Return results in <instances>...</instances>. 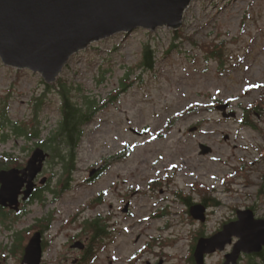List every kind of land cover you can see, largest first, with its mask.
Here are the masks:
<instances>
[{
    "label": "rangeland",
    "instance_id": "obj_1",
    "mask_svg": "<svg viewBox=\"0 0 264 264\" xmlns=\"http://www.w3.org/2000/svg\"><path fill=\"white\" fill-rule=\"evenodd\" d=\"M179 32L184 35L138 29L94 43L72 57L52 85L0 60V160L8 154L24 167L37 147L44 149L51 190L44 194L48 207L30 205L29 215L3 224L14 232L0 229L3 264H21V255L11 253L12 238L49 211L57 212V221L48 241L58 239L48 263L69 251L66 232H80L72 224L53 237L68 218L85 222L100 214L105 226L96 264H193L198 240L235 221L237 211L251 209L264 219V136L242 123L246 109L264 96V0L195 1ZM224 42L221 65L204 46ZM146 45L155 52L154 70L142 67ZM59 80L91 115L70 177L48 143L62 120ZM223 104L235 118L223 117L217 110ZM258 121L264 128V117ZM15 124L38 137L14 136ZM6 131L11 135L4 141ZM201 144L213 152L200 155ZM105 163L108 171L90 179ZM187 202L207 203L205 223L192 218ZM232 250L208 256L206 264H224ZM239 264H247V256Z\"/></svg>",
    "mask_w": 264,
    "mask_h": 264
},
{
    "label": "water",
    "instance_id": "obj_2",
    "mask_svg": "<svg viewBox=\"0 0 264 264\" xmlns=\"http://www.w3.org/2000/svg\"><path fill=\"white\" fill-rule=\"evenodd\" d=\"M195 1L205 0H0V60L7 67L40 74L47 85H52L72 57L94 43L138 29L179 31ZM228 108L223 104L217 110L224 118H235L236 113H228ZM199 148L202 156L213 152L203 144ZM49 157L38 147L24 169L0 170V205L18 211L20 199L25 202L33 195L35 180ZM97 173L92 171L90 178ZM128 211L129 205L123 212ZM190 215L205 223L207 207L195 204ZM236 215L235 221L212 237L198 240L196 264H206L208 256L224 252L228 246L233 250L225 256L224 264H239L243 256L263 253L264 219H258L251 209L239 210ZM41 259V240L36 235L26 248L23 264H40Z\"/></svg>",
    "mask_w": 264,
    "mask_h": 264
},
{
    "label": "trees",
    "instance_id": "obj_3",
    "mask_svg": "<svg viewBox=\"0 0 264 264\" xmlns=\"http://www.w3.org/2000/svg\"><path fill=\"white\" fill-rule=\"evenodd\" d=\"M175 33L178 34L180 37L184 35L183 32L178 33L177 31ZM224 45L226 47L225 42L221 44L218 43V44L204 46L207 53L209 54L208 58L216 59L218 62H220L221 65H224L226 62V60L224 61V57L226 56L224 53L225 51ZM155 64H156L155 52L153 51L151 46L146 45L144 48L142 67L146 71L154 70ZM59 84L61 87L60 94L63 99L62 120L59 122L57 131L50 137L48 143L52 147L55 153L54 155L58 159H60L61 164L64 166L65 176L70 177L75 169L76 152L83 137V130H82L83 125L89 120V117L91 115L89 114V112L85 111V107H82L76 104L75 102H73V98L71 97L70 90L65 86V83H62V80H59ZM88 106L89 107L91 106V102L88 103ZM261 117H264V96L253 104L251 110L246 109L242 123L243 125L248 126L253 130L260 132L264 136V128L261 127V122L258 121V119ZM2 119L7 120L6 117H3ZM9 131H11V133L14 134V136L16 137H25L28 140L38 137L36 131L27 130L26 127H23L18 124H15L14 129ZM10 135L6 131L3 134L4 141H6L10 137ZM38 145L43 147L42 144H38ZM261 151L264 152V148ZM10 158L11 156H9L8 154H3L2 159L0 160V170L15 168V167L20 168L23 166L16 160L14 162H10V160L3 162L4 159H10ZM239 170L243 172L242 169H236L237 172ZM203 188L207 189L206 191H208V187L206 185H204ZM97 228H98L97 223H93L92 225L91 224L89 225L90 230L93 229L97 230ZM100 238H103V227L101 225V222H100ZM194 250L195 247L192 250L191 262L193 264H196L194 260ZM247 264H264V251L260 255L248 256Z\"/></svg>",
    "mask_w": 264,
    "mask_h": 264
},
{
    "label": "flooded vegetation",
    "instance_id": "obj_4",
    "mask_svg": "<svg viewBox=\"0 0 264 264\" xmlns=\"http://www.w3.org/2000/svg\"><path fill=\"white\" fill-rule=\"evenodd\" d=\"M8 160H10V162L15 161L11 159H8ZM26 165H24V167H21L20 169H24ZM45 165H44V168H45ZM44 168H43V171H44ZM98 169H99V172L97 173V177L100 178L108 171L107 163L102 164L101 166H99ZM44 179L46 181L45 183H42ZM35 184H36V188L31 198L25 202L22 200V198L20 199V205H19L18 211L13 210L8 207H3L0 205V224L2 223L0 225V229L4 228V229H8L9 231H11L12 227L8 228L7 226H3V224L8 221L9 217L15 216L17 218L18 217L20 218V217H25L29 215L30 213L28 212V208L30 205L40 203L42 206H44L43 208L48 207L46 205L47 199L44 198V194L51 193V190L49 187L50 179H48L42 172L35 180ZM55 194L56 196L60 195V193H55ZM57 199L55 197V201H57ZM187 204L190 206L192 203L187 202ZM203 204L206 207L208 206L206 202ZM129 210H130V205H129ZM207 211H208V207H207ZM128 213L130 212L128 211ZM128 213H124V214H128ZM56 216H57V212L49 211L44 216H37L36 218H34L33 225L29 229L16 233V235L12 238L15 240L17 244L15 245L11 253L13 255L20 254L22 258L21 264H23V260L26 255L27 246L29 245L30 241L32 240L34 236L39 235L40 240H41V248H42V259H41L40 264H96L99 261L98 252L100 251V222H101L100 214L97 217V219L92 220V221H87L85 219V222L84 221L82 222V217L79 216L77 218H68L67 223L63 222L62 225L64 226V228L60 227L58 232H56V234H54L53 237H55L58 234L60 235L61 230L63 234L64 233L63 231H66L72 224L79 225L80 232H78L76 235H72L66 232L65 235L68 238L67 241L69 243L68 245L69 251L65 252L64 254H59L57 262L55 263L47 262L46 260L47 255L50 249L53 247L55 241L58 239V238H55L53 240L50 239L48 241V237L53 232L55 223L57 221ZM93 223H97L98 225L97 230L89 229V225L90 224L92 225ZM101 225L105 226L103 222ZM90 231L92 232L93 237L84 238V233L87 236V234ZM11 233H14V232L11 231ZM26 235L27 236L31 235V238L28 240L29 242H27V244L25 243ZM0 248L1 250L7 249L6 246L5 248H3V246H0ZM1 257L2 256H0V258ZM0 263L3 264V261L0 260Z\"/></svg>",
    "mask_w": 264,
    "mask_h": 264
}]
</instances>
